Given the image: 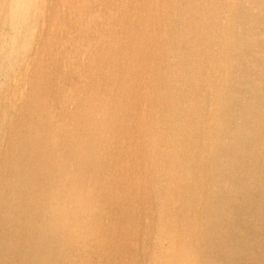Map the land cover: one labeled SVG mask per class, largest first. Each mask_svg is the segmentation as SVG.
I'll return each mask as SVG.
<instances>
[{"label":"bare ground","instance_id":"1","mask_svg":"<svg viewBox=\"0 0 264 264\" xmlns=\"http://www.w3.org/2000/svg\"><path fill=\"white\" fill-rule=\"evenodd\" d=\"M0 264H264V0H0Z\"/></svg>","mask_w":264,"mask_h":264}]
</instances>
